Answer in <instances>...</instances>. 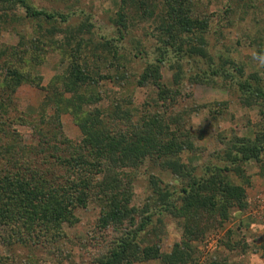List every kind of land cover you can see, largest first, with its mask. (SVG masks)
Listing matches in <instances>:
<instances>
[{
	"label": "trees",
	"instance_id": "obj_1",
	"mask_svg": "<svg viewBox=\"0 0 264 264\" xmlns=\"http://www.w3.org/2000/svg\"><path fill=\"white\" fill-rule=\"evenodd\" d=\"M115 5L111 22L117 38H97L89 16L81 14L79 24L72 25L75 13L38 9L27 0H0L1 32L30 23L33 46L43 57L59 52L67 59L63 73L41 87L40 77L25 71L24 55L15 46L0 45V238L8 246L47 248L66 237L64 225L78 222V209L94 204L98 229H112L116 237L92 264H120L128 252L157 248L141 249L146 242L142 233L155 215L165 213L183 222L182 237L159 258L163 264H195L198 252L191 243L222 227L232 208L246 206V164L264 166V77L246 72L242 63L221 52L212 54L210 19L198 10L197 0H117ZM144 24L150 26L153 61L138 75H127L124 61L129 60L118 40ZM251 44L261 52V37ZM147 53L134 41V58ZM164 67L172 71L170 84L163 78ZM130 78L137 87L152 90L151 107L140 111L137 120L133 116L139 112L127 108V99L112 102L108 110L96 106L102 100L94 90L99 84L122 87ZM217 78L236 89L241 106L257 108L263 121L253 137L220 139L222 165H205L198 174L181 158L183 152L197 150L183 89L185 84L211 85ZM23 83L45 93L34 113L16 105L15 92ZM63 111L73 116L78 141L64 135ZM14 124L28 127V142ZM140 168L167 173L174 181L171 185L149 173L151 201L144 209L131 204ZM230 174L242 183H234ZM225 247L244 252L247 245L238 241ZM260 250L264 258V239Z\"/></svg>",
	"mask_w": 264,
	"mask_h": 264
},
{
	"label": "rangeland",
	"instance_id": "obj_2",
	"mask_svg": "<svg viewBox=\"0 0 264 264\" xmlns=\"http://www.w3.org/2000/svg\"><path fill=\"white\" fill-rule=\"evenodd\" d=\"M27 1L38 9L75 13L69 20V24L72 25L79 24L84 16H89L94 26L92 31L95 37L117 38L111 22L117 9L115 5L117 0ZM197 2L198 10L210 19L212 54L218 55L221 52L224 56H230L236 62L242 63L246 72H261L264 77V65L256 59L258 56H264V0H197ZM243 3L245 10L242 9ZM227 9H230V12ZM18 13L24 15L23 10ZM26 24L22 27L16 25L14 30L8 28L0 31V45L15 46L24 55L25 71L37 77L36 79L40 77L39 86L46 87L52 78L63 73L67 59L64 61L59 52L43 57L38 45L33 46L35 35L30 28L31 24ZM16 30L25 33V38L19 36L20 33ZM148 33L150 26L144 24L134 28L122 40H118L121 52L129 60L128 63L124 61L127 75L131 73L138 75L146 62L153 61L152 42L148 41L151 39L148 38ZM258 37L262 38L261 52H258L256 45L251 44ZM134 41L142 43L148 52L146 57L143 55L138 56L139 58L133 57ZM108 61L111 62L110 59ZM29 65L32 66V70H27ZM162 75L167 84H170L172 71L164 67ZM129 80L131 81L123 83L122 87L114 86L108 81L99 84L94 90L101 94L102 100L96 106L108 110L112 102L127 99L130 102L127 108L139 112L133 116V119L137 120L142 113L140 111L151 105L152 90L148 87H137L132 82L133 78ZM183 93L186 99L182 104L184 108L186 107L189 117L187 126L191 128L197 150L194 154L185 151L181 158L186 165L196 167L198 174L205 165H222L217 155L223 147L220 139H229L234 135L253 137L262 124V115L258 109L241 106L239 93L231 84H225L221 79L217 78L211 85L185 84ZM44 95L45 93L35 84L23 83L15 92L16 105L26 113H34ZM218 104L222 106H217ZM61 122L64 135L72 141H78L81 134L69 111L61 113ZM13 129L22 134L27 142L29 141L28 127L14 124ZM245 169L250 180L246 185V206L243 209L232 208L229 220L222 227L208 234L202 241L191 243L198 252L195 264H210L212 261V264H264L260 250L264 239V166L250 162L246 164ZM149 173H154L171 185L174 182L167 173L140 168L135 172L134 196L131 202L138 209H144L149 199L151 201L148 189ZM230 178L236 184L242 183L235 175L230 174ZM76 215L78 222L75 225L63 226L66 237L46 246L47 248L32 250L22 244L8 246L3 237L0 238V258L4 261L1 263L92 264L112 247L116 234L112 229H98L99 210L94 204H90L86 209H78ZM182 225V221L173 219L165 213L155 215L151 224L142 233L146 235V242L141 244V249L150 248L152 245H156L157 248H150L151 253L128 252L120 264H163L159 255L169 254L173 246L181 240ZM238 241L247 245L244 252L239 248L225 247L227 242L234 245Z\"/></svg>",
	"mask_w": 264,
	"mask_h": 264
},
{
	"label": "clouds",
	"instance_id": "obj_3",
	"mask_svg": "<svg viewBox=\"0 0 264 264\" xmlns=\"http://www.w3.org/2000/svg\"><path fill=\"white\" fill-rule=\"evenodd\" d=\"M256 59L260 62L261 65H264V56H258L256 57ZM256 226L254 225L253 228H255Z\"/></svg>",
	"mask_w": 264,
	"mask_h": 264
}]
</instances>
